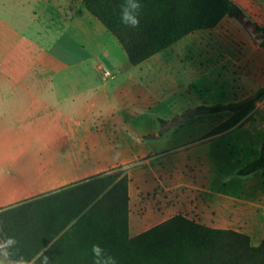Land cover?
Wrapping results in <instances>:
<instances>
[{
  "label": "crops",
  "instance_id": "crops-1",
  "mask_svg": "<svg viewBox=\"0 0 264 264\" xmlns=\"http://www.w3.org/2000/svg\"><path fill=\"white\" fill-rule=\"evenodd\" d=\"M232 1L264 27V2ZM230 19L133 65L83 0H0V216L9 237L18 241L16 249H51L67 238L71 244L66 240L58 249H80L76 225L112 188L96 180L114 173L130 178L132 238L182 215L261 244L264 236L254 240L258 226L245 219L242 193L200 177L182 183V168L202 173V163L182 165L164 156L175 138L160 133L181 110L207 106L198 105L196 96L207 100L212 91L198 90V80L211 71L214 55L208 41L191 37ZM103 70L114 78H105ZM218 188L226 191L217 193L224 202L219 209L197 202L211 200ZM186 199L194 203L183 205ZM202 208L211 212L210 222L192 216Z\"/></svg>",
  "mask_w": 264,
  "mask_h": 264
},
{
  "label": "trees",
  "instance_id": "trees-1",
  "mask_svg": "<svg viewBox=\"0 0 264 264\" xmlns=\"http://www.w3.org/2000/svg\"><path fill=\"white\" fill-rule=\"evenodd\" d=\"M124 0H83L87 10L119 40L133 65H139L155 54L198 30L217 27L225 17L236 18L241 9L232 0H141L143 11L138 28L119 20ZM264 35V27L257 25ZM264 49V40L260 44ZM264 98V86L243 101L200 106L193 114H229L228 119L212 134L229 131L242 122ZM164 124V121H161ZM264 169V144L259 157L243 167L239 174L251 176ZM111 185L107 197L95 201L76 225L81 231L80 249H13L29 262L43 264H93L91 245L99 243L118 264H264V239L254 246L249 236L234 231L210 228L182 215L157 225L136 236L129 234L130 178L127 173H114L96 180ZM10 233L0 225V236ZM20 241L23 240L19 235ZM27 241V238H26ZM22 244V243H21ZM17 258L16 256L13 259Z\"/></svg>",
  "mask_w": 264,
  "mask_h": 264
},
{
  "label": "rangeland",
  "instance_id": "rangeland-1",
  "mask_svg": "<svg viewBox=\"0 0 264 264\" xmlns=\"http://www.w3.org/2000/svg\"><path fill=\"white\" fill-rule=\"evenodd\" d=\"M191 39L208 41L214 55L210 62L211 71L198 80V90L207 86L212 92L210 96L207 95V100H203L204 95L198 94V105L239 102L264 86V49L260 44L254 43L236 18L227 20L214 31L194 34ZM5 52L11 54L12 48L5 47ZM219 55L223 57L222 60ZM2 64L6 68H13L11 61H4ZM198 75H201L199 71ZM191 111L193 110H181L172 123L163 125L160 129L162 135L175 138L169 143L170 152L164 156L177 160L182 165L194 161L202 163V173L193 169L191 172L188 166L182 168V183L191 184L199 181L200 177V181L211 182L213 185L221 181L226 185L229 183L230 187H233L230 193H242L240 196L246 202L245 219L258 226L254 240L260 241L264 236V169L251 176H241L239 171L258 158L264 144V98L256 103L254 111L238 126L218 135L212 132L228 119L229 114H193ZM205 155L206 165L203 163ZM199 166L201 167V164ZM160 177L163 181L168 180L163 174H160ZM184 192L189 193L183 189L182 193ZM214 192L211 200L197 198V202L202 204L203 208L205 204L209 207L212 205L209 211H216L215 209H219L224 203L217 193L226 191L218 188ZM188 202L193 204L194 199H186L185 202L182 200L183 205ZM203 208L197 213L193 212L192 216L210 222L211 212L206 211L204 214ZM184 210L191 214L187 208L182 207V211ZM2 220L3 216H0V225Z\"/></svg>",
  "mask_w": 264,
  "mask_h": 264
},
{
  "label": "clouds",
  "instance_id": "clouds-1",
  "mask_svg": "<svg viewBox=\"0 0 264 264\" xmlns=\"http://www.w3.org/2000/svg\"><path fill=\"white\" fill-rule=\"evenodd\" d=\"M142 11L141 0H124L121 4L119 20L127 27L138 28ZM17 244L18 241L14 237L0 241V264H30L24 256L17 255L18 250L10 251L16 249ZM91 255L93 264H118L117 258L109 254L108 250L99 243L91 245ZM14 256L17 258L13 259ZM43 264H48L47 257H44Z\"/></svg>",
  "mask_w": 264,
  "mask_h": 264
},
{
  "label": "water",
  "instance_id": "water-1",
  "mask_svg": "<svg viewBox=\"0 0 264 264\" xmlns=\"http://www.w3.org/2000/svg\"><path fill=\"white\" fill-rule=\"evenodd\" d=\"M236 19L241 23L255 44H261L264 40V35L258 30L256 24L252 22L247 15L242 11L236 14Z\"/></svg>",
  "mask_w": 264,
  "mask_h": 264
},
{
  "label": "built area",
  "instance_id": "built-area-1",
  "mask_svg": "<svg viewBox=\"0 0 264 264\" xmlns=\"http://www.w3.org/2000/svg\"><path fill=\"white\" fill-rule=\"evenodd\" d=\"M103 75L107 79H113L114 75L110 70H103Z\"/></svg>",
  "mask_w": 264,
  "mask_h": 264
}]
</instances>
